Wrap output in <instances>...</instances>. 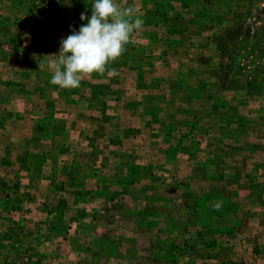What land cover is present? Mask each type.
<instances>
[{"label":"rangeland","instance_id":"rangeland-1","mask_svg":"<svg viewBox=\"0 0 264 264\" xmlns=\"http://www.w3.org/2000/svg\"><path fill=\"white\" fill-rule=\"evenodd\" d=\"M93 2L0 0V264H264V0H117L115 73L61 89Z\"/></svg>","mask_w":264,"mask_h":264},{"label":"clouds","instance_id":"clouds-1","mask_svg":"<svg viewBox=\"0 0 264 264\" xmlns=\"http://www.w3.org/2000/svg\"><path fill=\"white\" fill-rule=\"evenodd\" d=\"M132 13L133 9L121 8L117 0H94L90 18L80 14V20L87 23L78 31L70 26L71 34L61 39L51 84L77 89L86 75L114 74L109 65L119 60L144 23Z\"/></svg>","mask_w":264,"mask_h":264},{"label":"crops","instance_id":"crops-1","mask_svg":"<svg viewBox=\"0 0 264 264\" xmlns=\"http://www.w3.org/2000/svg\"><path fill=\"white\" fill-rule=\"evenodd\" d=\"M102 247H104V246H102ZM114 255H116V253H114Z\"/></svg>","mask_w":264,"mask_h":264},{"label":"trees","instance_id":"trees-1","mask_svg":"<svg viewBox=\"0 0 264 264\" xmlns=\"http://www.w3.org/2000/svg\"><path fill=\"white\" fill-rule=\"evenodd\" d=\"M105 237V236H104ZM83 264H86L85 262H83Z\"/></svg>","mask_w":264,"mask_h":264}]
</instances>
